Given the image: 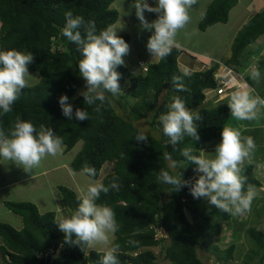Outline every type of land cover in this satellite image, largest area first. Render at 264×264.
Returning <instances> with one entry per match:
<instances>
[{
    "label": "trees",
    "instance_id": "1",
    "mask_svg": "<svg viewBox=\"0 0 264 264\" xmlns=\"http://www.w3.org/2000/svg\"><path fill=\"white\" fill-rule=\"evenodd\" d=\"M115 0H0V50L16 49L31 52L34 62L29 71L41 74L40 81L22 90L13 105V111L0 116V128L6 131L15 119L32 122L37 129L41 124L52 128L55 135L63 138L66 151L79 141L83 146L73 158L70 168L82 170L85 163L97 170L98 179L103 165L114 163V171L107 174L102 183L108 185L113 177H119L120 190L101 194L98 204L111 207L120 225L112 245L119 246L120 264H156L158 255L154 248L161 245L164 258L172 264H206L198 249L204 245L206 233L220 229L216 221H228L231 215L202 199H195L189 188L195 183V164L187 162L179 149L190 148L194 155H201L203 144L221 138L222 129L231 119L228 101L211 107H202L207 98L206 91L218 87L215 73L220 63L209 68L192 71L184 82L190 91L177 93L172 87V77L182 76L179 57L180 47H174L170 56L150 64L147 72L138 76L129 74L126 66H118L121 87L128 81L126 94L111 97L105 102L100 113L84 103V97L74 95L84 85L79 74L78 61L81 53L77 46L62 35L65 25L64 13L71 10L74 16L84 17L85 22L95 21L97 31L115 24L120 16L112 7ZM239 0H212L200 20L201 31L210 26L229 21L230 11ZM83 34V28L80 29ZM128 44L130 34H118ZM264 35V9L253 15L238 31L232 46V54L225 64L244 70V54L247 48ZM264 68V62L262 64ZM61 95H67L68 103L76 108L89 111V120H69L59 105ZM180 95L188 108L199 112L201 120L197 129L199 141L191 138L177 145V150L168 143L159 116L168 111L173 96ZM165 96L164 98H162ZM264 97V96H263ZM135 100V101H132ZM99 104V101H97ZM116 106L121 108L117 111ZM146 119L151 129L145 130L135 121ZM144 132L147 142L136 141L138 133ZM164 152L171 155L163 158ZM1 160V159H0ZM173 164L175 166L173 167ZM189 181L178 192H169L170 186L157 180L162 170ZM254 165L242 167L247 185L254 188L261 182L252 176ZM62 200L68 210V217L76 210L79 196L72 188L58 185ZM6 208L23 218L24 226L16 228L0 221V237L3 244L0 252L1 264H99L104 251L84 250L79 245L64 241V233L58 228L56 211L41 212L32 201L6 200ZM215 221V222H213ZM216 226V227H215ZM164 231L159 236L158 230ZM264 246V237L250 230ZM129 240L137 241L135 245ZM231 244L223 252L228 260L234 253Z\"/></svg>",
    "mask_w": 264,
    "mask_h": 264
},
{
    "label": "clouds",
    "instance_id": "2",
    "mask_svg": "<svg viewBox=\"0 0 264 264\" xmlns=\"http://www.w3.org/2000/svg\"><path fill=\"white\" fill-rule=\"evenodd\" d=\"M198 0H156L155 6L147 0H134L132 7L139 20L141 30L152 32L147 41V50L158 60H165L171 55L174 47L180 45L177 37L184 31L186 37L197 35L193 30L187 31L192 17L190 10ZM145 12L157 14V18L149 22ZM204 13L201 12V16ZM65 25L62 35L77 46L81 53L78 61L79 74L84 78L86 91L78 95L84 97V103L100 113L105 102L110 103L111 97L123 94L119 80L121 74L116 70L118 66H125L124 57L130 52V45L117 34V29L109 26L97 31L95 21L87 23L82 16H74L71 10L64 13ZM83 28V34L81 32ZM154 30V31H153ZM34 62L31 52H21L16 49L0 50V116L13 111L14 103L19 99L22 90L29 87V65ZM192 73L185 68L182 76H173L171 83L177 93L190 91L184 82L185 77ZM251 78L259 81L261 73L253 70ZM68 96L61 95L59 105L62 113L69 120L75 118L80 121L89 120V111L76 108L73 113L72 104L68 103ZM99 101V104H97ZM231 116L237 121H258L264 116V97L246 88L235 91L228 103ZM168 111L159 116L163 133L169 138L168 143L177 150V145L186 137L193 142L199 141L198 121L202 118L199 112L187 107L180 95H175L168 104ZM221 142L216 145L215 157L194 155L190 148L179 149L180 154L189 163L195 164V171L200 173L189 191L195 199H202L216 209L231 216H241L251 211V205L257 193L253 186L247 185V177L242 175V166L256 151L254 138L243 137L240 128L224 126ZM136 141L147 142L148 137L140 132ZM64 151L63 138L55 135L52 128L41 124L39 128L30 121L17 117L12 126L6 131L0 128V159L15 164L26 173H34L41 168L42 162L49 156L55 158ZM203 152V151H202ZM163 158L170 160L171 155L164 152ZM175 164H173V167ZM82 175L88 177V186L79 196L76 210L67 218L58 219V228L64 233V241L85 248H102L104 254L99 264H120L119 246L112 245V238L119 230L115 211L103 204H98L101 194L120 190L119 177L105 185L95 179L97 170L87 163L81 170ZM157 180L170 186L169 192H178L182 187L190 184L179 176L171 175L162 169ZM137 241L129 240L135 245Z\"/></svg>",
    "mask_w": 264,
    "mask_h": 264
},
{
    "label": "rangeland",
    "instance_id": "3",
    "mask_svg": "<svg viewBox=\"0 0 264 264\" xmlns=\"http://www.w3.org/2000/svg\"><path fill=\"white\" fill-rule=\"evenodd\" d=\"M211 1L212 0H198L197 5L190 10L192 20L188 25L187 31L191 33L193 30H195L198 34L188 38L185 36L184 31H181V33L177 37V42L186 44L187 49H196L198 50L197 53H202L198 55H203L198 58L200 63L202 59L211 64L221 62L219 66L220 68L223 65H227L224 63V60L227 58V56L229 57L232 54V42L234 41L238 31L253 15L264 9V0H255L256 3L251 6L249 5L251 4V2H254V0H239L235 7L231 9L229 21L227 23L219 22L210 26L207 30L201 31L198 27V24L203 17L201 16V12L205 13L206 8ZM133 2L134 0H115L112 4V7L116 8L119 11L120 16L118 21L111 26L117 29V34H130L131 36L129 42L130 52L127 56L124 57L125 66L128 68V70L135 69L139 60L145 59L146 57L151 55L148 52L146 45L149 36L152 35V32L140 29L139 20L135 15V9L132 7ZM147 2L150 5L155 6L156 0H147ZM144 14L145 18L149 22L157 18V14L155 13L145 12ZM207 55L211 59H207L205 57ZM244 55V58H246V61L244 63L246 67L242 71L245 73V76L244 78H240L238 75H236V78L240 83H242V90L246 88L247 90L251 91L253 95L258 94L259 96L263 97L264 68L262 67V64L264 62V35H262L257 40V42L251 44L247 48V51ZM252 61V67L249 69L247 63ZM254 65H256L255 68L253 67ZM231 67H233V69H235L237 72H240L236 67ZM253 70H259L261 73V77L258 82L251 78L250 73ZM29 74L31 75V77L28 78L29 86L35 85L40 81L41 74L39 72L29 71ZM129 85L130 82L127 79V82L123 87H121L123 94H126V90L128 89ZM254 90L257 91V93ZM80 91H86V85L82 86L74 96L77 97ZM215 95V92H210L207 95V98H205L207 99V103H205L204 105H216L217 102L213 101V99L215 100V98H217V96ZM231 96L232 95H223L221 99H223L222 101L230 102ZM164 97L165 96H163L162 98ZM116 109L119 112L121 111V108L119 106H116ZM135 123H137L145 130L151 129L150 123L146 119L135 121ZM226 126L240 128L243 137L254 138L257 145L256 151L251 158V162L246 161L244 165L248 163H252L254 165L252 176L259 180L261 182V185L254 188L257 195L252 202L251 211L241 216H232V218L228 221H216L217 226H220V229L214 228L209 231V233H206L204 245L198 249V252L206 264H264V246L259 245V239L255 237V235H252L250 231L251 229H254L256 233L261 235L258 237H264V116H262L258 121H237L234 117H231L230 122ZM221 139L222 137L215 138L210 142L204 143L201 150V155H204L205 157L210 159L214 158L216 145L221 142ZM82 146V141H79L71 150L66 151L67 154L63 158L61 156H57L55 158L51 156L47 157L42 162L41 168L36 169L34 173H26L22 168L17 167L15 164H12L10 162L7 163L6 161L2 160L0 164V182H11L13 180H19L27 175L30 176L36 174L51 166L53 162H58L59 160L72 161L77 152H79V150L82 148ZM110 162L111 160L103 165V168L100 172V181H102L106 172L108 171ZM59 173L60 172H55L47 175V177H49L48 183H50V181L53 182L60 180L61 185L72 188L78 195L80 192L82 193L84 190H86L87 183L89 182L88 179H86V175H82L81 172H79L76 174V177H73L65 175L62 172L61 174ZM198 174L199 173L196 171V176ZM75 178L76 181H73ZM19 185L21 184L16 183L6 188V192L9 195L6 194L5 191L0 192V194H6L8 199L15 201L17 200L16 198H18L16 192H20L19 190H17V187H19ZM50 187H52V184H49V188ZM49 188L47 186L46 189L48 190ZM56 189L58 190L57 183L54 184L53 190L57 191ZM79 190L81 191L79 192ZM57 192L60 193L59 190ZM40 193L41 192L38 191H30V193L24 195V198H26V200L24 201H31V198H36ZM44 193L45 195H47L46 193L48 192ZM5 210L9 214L0 213V221L8 223L12 222L10 224L15 225V222L17 221L16 219L19 216H17L13 212H10V210H7V208H5ZM62 215L65 216L64 214ZM61 218L64 217L58 216L57 220ZM13 219H15L16 221ZM158 233L159 236H163L165 234L162 229H159ZM114 237L112 238V242L114 240ZM1 242L2 239L0 238V243ZM231 244L235 245V250L230 258L226 260L223 258V252ZM161 248V245L154 248V251L158 255L156 264H172L169 260L164 258V254ZM90 249L104 251V249L99 247L88 248V250ZM2 262L3 258L0 253V264Z\"/></svg>",
    "mask_w": 264,
    "mask_h": 264
},
{
    "label": "crops",
    "instance_id": "4",
    "mask_svg": "<svg viewBox=\"0 0 264 264\" xmlns=\"http://www.w3.org/2000/svg\"><path fill=\"white\" fill-rule=\"evenodd\" d=\"M255 3H256V1L254 0V2H251V4L249 6L254 5ZM178 43L180 45L179 47L181 49H183V53L179 57V66L183 71L185 68H187L190 72L195 71V70H203V69L209 68L212 65H214L211 63H207L204 59H202V61L200 63L198 58H200L203 55H201V56H198V55H200L202 53H199V52L197 53L198 50H196V49H194V50L193 49H187L186 44H184L182 42H178ZM150 56H152V55H149L148 57H150ZM205 57L207 59H211L208 55ZM229 57L227 56V58H229ZM227 58L225 60H227ZM254 58H256V57H254ZM154 59H155V62L158 61V58L156 59V57H154ZM212 61H215V60H212ZM247 64H248L249 69H250L252 67L251 65L253 64V61L248 62ZM211 98H213V97H211ZM213 101H214V99H213ZM205 103H207V99L205 100L204 104ZM204 104L202 105V107L206 106ZM206 107H211V106H206ZM82 143H83V141H82ZM66 154H67L66 145L64 144V151L61 155H58V156H61L63 158L66 156ZM1 162H2V159L0 160V164H1ZM71 162L72 161L59 160L58 162H53L51 164V166H49L50 168L48 167L45 170H42L36 174L30 175V176L27 175V176L22 177L19 180H15V181L13 180L11 182L10 181L0 182V192L5 191V193L8 194L6 192V188L11 186L12 184L20 183L21 185H19V187H17V190H19L20 192H16L18 198H16L17 200H15V201H24V200H26V198H24V195H27L28 193H30V191H38L41 193L39 195H37L36 198H31L32 199L31 201L38 205V207L42 213L50 211V210H54V211H56V219L58 218V216L67 218L68 217V210H66V206L62 200V197H61L60 193L57 192L58 191L57 189H56L57 191L53 190L54 184L57 183L58 185H61V182L59 180V181H53V182L50 181V183H48L49 177H47V175H49L50 173H55V172H60L59 174H61V172H62L65 175L76 177L77 176L76 174L81 172V170H79V171L72 170L70 168ZM114 168H115L114 163L110 162V166L108 167V171L106 172L105 176L107 174L113 172ZM86 179H88V178L86 177ZM96 180L101 182V183L103 181V179H102V181H100V176ZM73 181H76V178ZM49 184H52V187L49 188ZM47 186L49 188L48 190L46 189ZM87 186H88V183H87ZM80 191L81 190H79V192ZM44 192H48V193H46L47 195H45ZM31 193H34V192H31ZM6 194H0V213L1 214H3V213L9 214L5 210L6 206H5L4 202L6 200H10L7 198ZM79 195H81V192L79 193ZM1 210H2V212H1ZM7 210H10V209L7 208ZM10 212H12V211L10 210ZM14 214H16V213H14ZM62 214H64L65 216H63ZM16 215L19 217H17V219H16L17 221L15 219H13L16 221L15 222L16 224L15 225L13 224V225L16 228L20 229L24 226L23 218L19 214H16ZM10 223H12V222H10ZM2 244H3V240L0 243V246ZM98 251H101V250H98Z\"/></svg>",
    "mask_w": 264,
    "mask_h": 264
},
{
    "label": "built area",
    "instance_id": "5",
    "mask_svg": "<svg viewBox=\"0 0 264 264\" xmlns=\"http://www.w3.org/2000/svg\"><path fill=\"white\" fill-rule=\"evenodd\" d=\"M153 62H155L153 56L139 60L137 63V67L135 69H130L129 74L133 76H138L142 73H145L148 71L150 64ZM255 66L256 65H254L253 67L255 68ZM236 75H238L240 78H244L245 73L243 71L237 72L231 66H221L215 73V78L218 82V87L215 89H208L206 91V95H208L210 92H215V96H217V98H215L214 101L220 103L223 100L221 99L223 95L230 96L235 91L242 90V83L239 82V80L236 78ZM255 92L257 93V91Z\"/></svg>",
    "mask_w": 264,
    "mask_h": 264
}]
</instances>
